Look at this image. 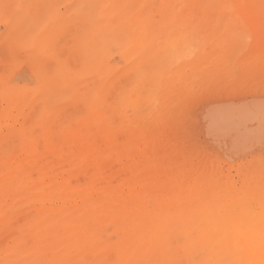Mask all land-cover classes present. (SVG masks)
Masks as SVG:
<instances>
[{
    "label": "bare ground",
    "instance_id": "1",
    "mask_svg": "<svg viewBox=\"0 0 264 264\" xmlns=\"http://www.w3.org/2000/svg\"><path fill=\"white\" fill-rule=\"evenodd\" d=\"M0 25V264H264V172L224 181L187 120L264 154V0H0Z\"/></svg>",
    "mask_w": 264,
    "mask_h": 264
},
{
    "label": "rangeland",
    "instance_id": "2",
    "mask_svg": "<svg viewBox=\"0 0 264 264\" xmlns=\"http://www.w3.org/2000/svg\"><path fill=\"white\" fill-rule=\"evenodd\" d=\"M31 24V23H30ZM29 24V25H30ZM25 27L23 28H26L27 26L24 25ZM2 28V29H1ZM30 28V27H29ZM5 29V27L3 25H0V31L3 32ZM22 29V28H21ZM27 30V28L25 29ZM24 31V30H23ZM25 32V33H24ZM23 33L26 34L29 32H26L24 31ZM23 34V35H24ZM12 48V42L9 44ZM10 49L8 48L7 46V50ZM115 59L116 61H119V58L118 56H115ZM26 70V68H24ZM28 72V70H27ZM24 75H28L30 76V74H24ZM57 103V101H53V103ZM78 109V108H77ZM77 109H74V110H71L74 112V115L75 113H79V114H82L80 113ZM80 110V109H79ZM69 111V113L71 112ZM82 111V110H81ZM68 113V112H67ZM66 114V116L69 118V115L71 114V116L74 118L73 114L70 113V114ZM64 114V115H65ZM76 114V115H77ZM64 115H63V118H64ZM192 114H189L188 117H187V120L189 122V127H190V124L193 123V126H194V129H195V135L197 138H199L197 141L200 143V150L203 151L204 153H207L209 154L210 157H212V160L216 163V165L218 166L217 169H219V172L223 178L224 181H227L229 180L230 178L232 179L233 178V181L234 182H239L240 180V173L243 171L245 172H254L256 171L257 169H261V173L264 172V154L263 155H257V154H254V156H248V157H240L238 156L239 158L237 157H234L232 155H227V154H231V153H225V151L223 150H220L219 147L215 146V145H212V144H206L205 142V138L203 137V134H202V130H201V127L199 126L200 125V122H199V116H197L196 114L193 115V119L191 118ZM70 116V117H71ZM79 116V115H77ZM194 116H196V118H194ZM66 117V118H67ZM76 117V116H75ZM65 120V119H64ZM71 120V119H69ZM66 121V120H65ZM64 121V122H65ZM191 122V123H190ZM199 124V125H198ZM194 133H193V136L195 137ZM206 146V147H205ZM205 147V148H204ZM206 149V151H205ZM211 151V152H210ZM226 155V157H225ZM231 156V157H230ZM237 156V155H236ZM257 156V157H256ZM229 157V160H232L229 162V160L227 159ZM222 158V159H221ZM226 158V159H225ZM231 158V159H230ZM261 158V159H260ZM238 162V163H237ZM219 164V165H218ZM222 167V168H221ZM234 167V168H232ZM229 168V169H228ZM240 187V186H238ZM237 191H240L239 188L236 189L235 192ZM248 191L249 190H246L245 193L248 194Z\"/></svg>",
    "mask_w": 264,
    "mask_h": 264
}]
</instances>
